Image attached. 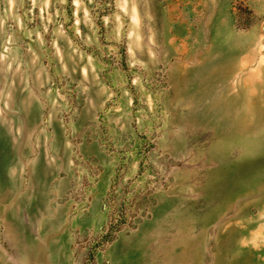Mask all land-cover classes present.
<instances>
[{
    "label": "rangeland",
    "instance_id": "374dc122",
    "mask_svg": "<svg viewBox=\"0 0 264 264\" xmlns=\"http://www.w3.org/2000/svg\"><path fill=\"white\" fill-rule=\"evenodd\" d=\"M54 176L70 264H264V0H0V211Z\"/></svg>",
    "mask_w": 264,
    "mask_h": 264
},
{
    "label": "crops",
    "instance_id": "0c3cea01",
    "mask_svg": "<svg viewBox=\"0 0 264 264\" xmlns=\"http://www.w3.org/2000/svg\"><path fill=\"white\" fill-rule=\"evenodd\" d=\"M43 169L45 180L47 169ZM55 179L56 176L51 177ZM57 179L50 192H38L34 199L30 198L33 192L28 189L20 201L8 203L0 211L16 264L71 263L72 230L79 222L71 218L70 204L62 200L68 184Z\"/></svg>",
    "mask_w": 264,
    "mask_h": 264
}]
</instances>
